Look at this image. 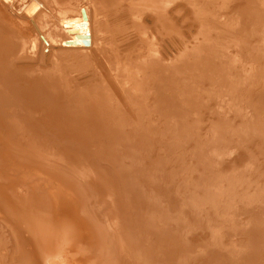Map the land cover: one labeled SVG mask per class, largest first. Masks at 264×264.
Segmentation results:
<instances>
[{
    "label": "bare ground",
    "instance_id": "obj_1",
    "mask_svg": "<svg viewBox=\"0 0 264 264\" xmlns=\"http://www.w3.org/2000/svg\"><path fill=\"white\" fill-rule=\"evenodd\" d=\"M0 264H264V0H0Z\"/></svg>",
    "mask_w": 264,
    "mask_h": 264
},
{
    "label": "water",
    "instance_id": "obj_2",
    "mask_svg": "<svg viewBox=\"0 0 264 264\" xmlns=\"http://www.w3.org/2000/svg\"><path fill=\"white\" fill-rule=\"evenodd\" d=\"M83 14V17L85 18V15H84V13H82Z\"/></svg>",
    "mask_w": 264,
    "mask_h": 264
}]
</instances>
